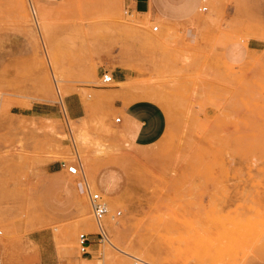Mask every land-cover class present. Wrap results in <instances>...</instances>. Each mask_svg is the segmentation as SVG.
<instances>
[{"label": "rangeland", "instance_id": "obj_1", "mask_svg": "<svg viewBox=\"0 0 264 264\" xmlns=\"http://www.w3.org/2000/svg\"><path fill=\"white\" fill-rule=\"evenodd\" d=\"M157 1L0 0V264H264V0ZM141 97L166 125L135 146L112 103ZM76 157L105 240L79 175L48 167Z\"/></svg>", "mask_w": 264, "mask_h": 264}, {"label": "crops", "instance_id": "obj_2", "mask_svg": "<svg viewBox=\"0 0 264 264\" xmlns=\"http://www.w3.org/2000/svg\"><path fill=\"white\" fill-rule=\"evenodd\" d=\"M37 1L39 4L46 7V6H51L52 3L58 0H37ZM125 1L126 3H130L131 7H133V9L138 12H146L148 5H150V7L156 9L157 11L160 10L157 0H153L154 4L152 3L151 0H125ZM186 6L188 7V4H186ZM186 6L180 4V7H184L185 9L187 8ZM165 16L173 17L170 15H165ZM179 16L180 15L175 17H179ZM234 46L235 45H233V47ZM249 47L256 48L257 46L256 44H253L252 46ZM132 55L133 53H131L130 59H132L131 58ZM134 73L135 71H133L130 68L128 70L126 66L121 64L118 65L116 71L114 72V76L113 73L112 76L114 80L122 81L125 80L126 75L132 76ZM122 92L124 91L120 90V93ZM112 106L116 108V111L119 113V120L115 121L117 129H119V131L121 132L124 138H126L129 142H131L135 146H146L155 142L157 139H159V137L161 136V134L165 129L166 115L162 107L153 99L141 97L125 102H122L121 100H115L112 103ZM73 111H75L72 114L73 118L80 117L78 115H80L82 111V106L79 105V111L78 109H74ZM48 167L50 171H58L63 166L60 165V160H58V161L49 162ZM105 175L107 174L102 173L100 176L101 182L103 184L102 185L103 189L106 188V182L104 181ZM81 258H88V257L85 255V256H81Z\"/></svg>", "mask_w": 264, "mask_h": 264}, {"label": "built area", "instance_id": "obj_3", "mask_svg": "<svg viewBox=\"0 0 264 264\" xmlns=\"http://www.w3.org/2000/svg\"><path fill=\"white\" fill-rule=\"evenodd\" d=\"M206 8L205 5H199L198 9L204 10ZM151 30H155L157 28L156 24L151 25ZM99 80L101 84H107L113 80V76L110 70L102 69L99 73ZM119 120V115L114 117V121ZM60 165L64 166L66 171L70 174L79 175L81 179V184L83 187V191L85 193L87 205L89 208V212L91 214L92 220L96 226V240H105L107 238L106 229L103 225V219L108 211V206L106 200L102 197L101 193L94 189L93 187L89 186L87 180L84 178V173L82 170V164L78 157H76L73 161H65L64 159L60 160ZM120 210L115 209L112 216L119 215ZM1 232V230H0ZM88 231H79L76 234V247L80 253H85L89 246V235ZM56 264V263H54Z\"/></svg>", "mask_w": 264, "mask_h": 264}, {"label": "bare ground", "instance_id": "obj_4", "mask_svg": "<svg viewBox=\"0 0 264 264\" xmlns=\"http://www.w3.org/2000/svg\"><path fill=\"white\" fill-rule=\"evenodd\" d=\"M111 82H114V83H120L121 84V82L122 81H115L114 79L111 81ZM111 82H109V83H111ZM76 130V132H79L78 134H76L75 135V141H77V143H79V144H81L84 140H85V136L82 134L83 132L81 131H77V129H75ZM71 132V131H70ZM74 134H75V131H74ZM73 135V134H72ZM74 141V140H73ZM75 143V142H74ZM78 144V145H79ZM77 146V145H76ZM75 146V147H76ZM78 154V152H77V149H76V155ZM85 178V177H84ZM2 244V246H3V244L4 243H1ZM110 244H112V243H110ZM136 258V257H135ZM138 258V257H137ZM141 260V259H140Z\"/></svg>", "mask_w": 264, "mask_h": 264}]
</instances>
